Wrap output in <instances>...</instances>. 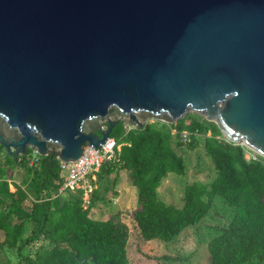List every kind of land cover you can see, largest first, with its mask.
<instances>
[{
  "label": "water",
  "instance_id": "obj_1",
  "mask_svg": "<svg viewBox=\"0 0 264 264\" xmlns=\"http://www.w3.org/2000/svg\"><path fill=\"white\" fill-rule=\"evenodd\" d=\"M189 112L264 156V0H0V145L77 160Z\"/></svg>",
  "mask_w": 264,
  "mask_h": 264
},
{
  "label": "trees",
  "instance_id": "obj_2",
  "mask_svg": "<svg viewBox=\"0 0 264 264\" xmlns=\"http://www.w3.org/2000/svg\"><path fill=\"white\" fill-rule=\"evenodd\" d=\"M171 129L176 137L183 132L189 138L197 136L216 172L210 183L186 184L181 206L166 203L157 190L169 173H185V160L173 148ZM110 136L120 144L118 155L97 172L86 207L81 190L59 192L62 178L55 156H34L29 149L13 159L0 145V249L16 248L22 257L19 264H136L129 259L128 226L118 216L92 217L96 201L103 200L97 179L120 168L136 188L132 216L144 241H175L200 223L220 197L233 215L224 226L214 227L206 242V264H264V156L253 152L247 159L250 149L228 141L215 122L195 113L175 123L156 120L130 129L120 121ZM5 166L20 168L24 175L16 181ZM26 200L32 201L30 206ZM33 246H37L34 254H22ZM156 259L182 260L168 254Z\"/></svg>",
  "mask_w": 264,
  "mask_h": 264
},
{
  "label": "rangeland",
  "instance_id": "obj_3",
  "mask_svg": "<svg viewBox=\"0 0 264 264\" xmlns=\"http://www.w3.org/2000/svg\"><path fill=\"white\" fill-rule=\"evenodd\" d=\"M189 113L198 114L196 112ZM154 121L156 120L150 119L147 122L152 123ZM171 132L174 134L173 148L185 160V173L183 175L169 173L161 181L157 190L163 201L181 206L186 184L195 181L210 183L216 172L210 158L205 154L202 141L197 136L189 138L183 132L180 137H176L175 129H171ZM250 150L251 152L245 153L247 159L251 157L253 152L256 153V151ZM31 154L36 155L34 152H31ZM2 157L3 153L0 157L1 160H3ZM5 167L7 175L12 174V179L16 181H19V176L24 175V171L20 168ZM9 188L11 191L15 190L13 184H10ZM96 188L103 200L96 201V206L92 210V217L107 219L118 216L128 226L130 232L128 241L129 259L136 264H206L208 258L206 242L213 235L214 227L224 226L233 215V209L220 201V197H216L213 208L207 216L197 225L187 228L175 241L167 244L157 240L144 241L139 235L132 216L137 207L136 188L131 185L126 171L119 168L117 173L104 175L100 181L97 179ZM31 202L26 200L25 203L30 206ZM84 204L85 207L88 205L87 195H84ZM1 237H3V234H1ZM37 245H39V242ZM36 247L33 246L32 249L25 248L22 250V254H34ZM162 254L179 255L182 260L164 261L156 259V256ZM21 262L22 257L16 248L0 249V264H19Z\"/></svg>",
  "mask_w": 264,
  "mask_h": 264
},
{
  "label": "built area",
  "instance_id": "obj_4",
  "mask_svg": "<svg viewBox=\"0 0 264 264\" xmlns=\"http://www.w3.org/2000/svg\"><path fill=\"white\" fill-rule=\"evenodd\" d=\"M128 129L133 125L125 124ZM120 149V144L109 136L98 147H85L82 155L75 161L59 160L62 183L59 192L65 189L72 191L81 190L83 195H87L88 201L91 192L94 190V180L97 172L105 161L116 159Z\"/></svg>",
  "mask_w": 264,
  "mask_h": 264
}]
</instances>
